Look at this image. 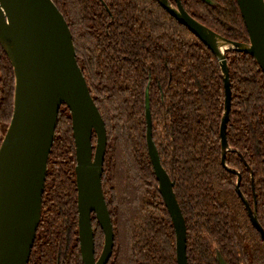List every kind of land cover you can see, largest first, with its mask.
<instances>
[{"label":"trees","instance_id":"16d2710c","mask_svg":"<svg viewBox=\"0 0 264 264\" xmlns=\"http://www.w3.org/2000/svg\"><path fill=\"white\" fill-rule=\"evenodd\" d=\"M53 1L69 23L78 63L106 123L102 185L115 234L107 264H179L174 223L147 146L148 85L154 139L186 219L188 263L220 264L213 242L228 264H264V240L236 187L239 172L240 190L256 205L264 228V72L257 60L226 51L232 88L226 162L233 172L222 164V70L199 37L159 0ZM181 1L221 35L248 40L236 0H214L232 10L235 26L205 0ZM0 72L5 128L13 114L15 76L1 45ZM76 162L71 111L64 104L29 264H83ZM93 227L98 258L105 234L96 217Z\"/></svg>","mask_w":264,"mask_h":264},{"label":"water","instance_id":"95a60500","mask_svg":"<svg viewBox=\"0 0 264 264\" xmlns=\"http://www.w3.org/2000/svg\"><path fill=\"white\" fill-rule=\"evenodd\" d=\"M206 1V0H205ZM212 1V0H211ZM248 33L247 41L230 39L211 29L184 7L181 0H159L180 23L216 55L225 86L220 125L222 164L231 149L227 127L232 103L226 51L252 55L264 72V0H236ZM0 45L14 70V105L0 145V264H29L42 217L43 194L62 105L71 111L76 147L79 240L83 264H107L114 248V228L102 185L107 128L91 94L69 23L53 0H0ZM146 139L159 191L172 217L179 264H189L187 224L175 191L176 181L164 166L154 139L150 86L146 88ZM94 134L96 144L93 143ZM252 174V170L248 165ZM253 225L264 240L256 205L240 190ZM254 182V179H253ZM93 217L105 243L96 258ZM220 264H228L220 251Z\"/></svg>","mask_w":264,"mask_h":264},{"label":"rangeland","instance_id":"374dc122","mask_svg":"<svg viewBox=\"0 0 264 264\" xmlns=\"http://www.w3.org/2000/svg\"><path fill=\"white\" fill-rule=\"evenodd\" d=\"M206 2L209 3L210 6H212L213 10H215L216 12H218V14L220 16H222L225 19V22L228 24H231V26H235V23L232 21L233 20V16H232V10L228 7L225 8L223 6L217 5V3L214 0H206ZM1 76V73H0ZM7 127L4 128L5 132H6ZM211 249L212 251H214L216 257H218V248H215V245L211 244Z\"/></svg>","mask_w":264,"mask_h":264},{"label":"built area","instance_id":"2783aa9c","mask_svg":"<svg viewBox=\"0 0 264 264\" xmlns=\"http://www.w3.org/2000/svg\"><path fill=\"white\" fill-rule=\"evenodd\" d=\"M4 134H5V130L2 127V125L0 124V145H1V142H2V140L4 138Z\"/></svg>","mask_w":264,"mask_h":264},{"label":"flooded vegetation","instance_id":"af4514ba","mask_svg":"<svg viewBox=\"0 0 264 264\" xmlns=\"http://www.w3.org/2000/svg\"><path fill=\"white\" fill-rule=\"evenodd\" d=\"M168 172H169V171H168ZM249 203H250V202H249ZM254 206H255V205H254ZM254 206H253V207H254ZM249 217H250V216H249ZM251 222H252V221H251ZM252 224H253V223H252Z\"/></svg>","mask_w":264,"mask_h":264},{"label":"crops","instance_id":"0c3cea01","mask_svg":"<svg viewBox=\"0 0 264 264\" xmlns=\"http://www.w3.org/2000/svg\"><path fill=\"white\" fill-rule=\"evenodd\" d=\"M1 73V72H0Z\"/></svg>","mask_w":264,"mask_h":264}]
</instances>
